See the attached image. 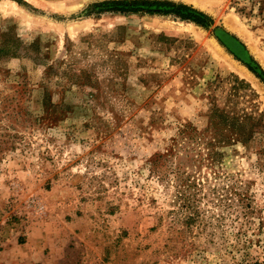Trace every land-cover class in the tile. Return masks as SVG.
Instances as JSON below:
<instances>
[{
  "label": "rangeland",
  "instance_id": "374dc122",
  "mask_svg": "<svg viewBox=\"0 0 264 264\" xmlns=\"http://www.w3.org/2000/svg\"><path fill=\"white\" fill-rule=\"evenodd\" d=\"M132 1L0 0V264H264V132L185 169L194 213L151 164L217 76L264 120V0H158L209 28Z\"/></svg>",
  "mask_w": 264,
  "mask_h": 264
},
{
  "label": "trees",
  "instance_id": "16d2710c",
  "mask_svg": "<svg viewBox=\"0 0 264 264\" xmlns=\"http://www.w3.org/2000/svg\"><path fill=\"white\" fill-rule=\"evenodd\" d=\"M119 11H146L151 14H173L181 20L193 22L203 28L213 25L212 19L203 12L184 4H175L170 1L158 0H134L129 5L117 7ZM248 69L264 82V72L259 73L251 65ZM263 76V77H262ZM209 106L204 123L201 127L191 123L183 124L171 139V144L165 153H158L154 156L152 167L156 173L163 172L161 168L167 165L168 158L173 157L177 161L172 173L176 178L179 189H181V200L183 206L189 209V214L194 213V205L191 200L185 199L184 191L194 187L197 182L186 168H200L202 164L210 162V165L223 155L222 150L233 144L247 146L264 132V120L256 111H248L247 107L241 106V100L247 96H256L250 93L249 83L238 76L230 74L227 77L217 76L208 83ZM221 94L218 95L216 92ZM247 101V100H246ZM264 151V150H262ZM165 176V174H164ZM233 194L238 196L242 202L245 197L232 188ZM246 208L250 204H245ZM189 217H191L189 215Z\"/></svg>",
  "mask_w": 264,
  "mask_h": 264
},
{
  "label": "bare ground",
  "instance_id": "6f19581e",
  "mask_svg": "<svg viewBox=\"0 0 264 264\" xmlns=\"http://www.w3.org/2000/svg\"><path fill=\"white\" fill-rule=\"evenodd\" d=\"M243 70V69H242Z\"/></svg>",
  "mask_w": 264,
  "mask_h": 264
}]
</instances>
